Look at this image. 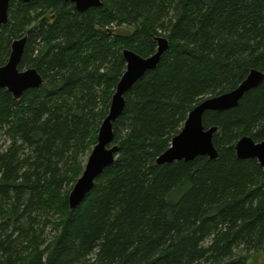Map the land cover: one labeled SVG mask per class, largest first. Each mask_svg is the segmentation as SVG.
Masks as SVG:
<instances>
[{"label":"trees","instance_id":"1","mask_svg":"<svg viewBox=\"0 0 264 264\" xmlns=\"http://www.w3.org/2000/svg\"><path fill=\"white\" fill-rule=\"evenodd\" d=\"M100 2L12 0L0 26V67L26 37L18 70L42 78L18 100L0 88V264H264V173L235 153L242 137L264 141V80L203 115L216 159L156 164L195 106L264 74V0ZM157 37L168 49L124 94L114 164L70 210L123 51L150 57Z\"/></svg>","mask_w":264,"mask_h":264},{"label":"water","instance_id":"2","mask_svg":"<svg viewBox=\"0 0 264 264\" xmlns=\"http://www.w3.org/2000/svg\"><path fill=\"white\" fill-rule=\"evenodd\" d=\"M11 1L0 0V26L5 25L8 21V8ZM17 1L27 4L32 0ZM55 1L71 3L79 13L101 6L100 0ZM26 41V37L15 40L11 45V52L6 65L0 67V88L6 89L16 100L20 99L25 91L37 88L42 84V78L35 70H18ZM155 41L157 43L156 53L147 58H142L128 50L123 51L126 69L111 98L108 114L99 128L96 145L87 158L81 177L76 181L68 195L70 210L76 209L82 203L93 189L95 179L106 168L114 164L118 147L113 142V124L123 112L124 94L146 72L156 69L160 57L168 49V41L165 38L157 37ZM263 80L264 74L262 72L252 70L233 91L200 102L189 113L182 130L172 139L170 147L157 158L156 164H172L177 161L190 162L198 156H206L210 160L216 159L218 154L212 139L217 128L205 129L202 123L203 115L208 111H224L237 107L244 94L258 87ZM235 153L240 160H256L264 173V141L256 143L249 137H242L235 145Z\"/></svg>","mask_w":264,"mask_h":264},{"label":"rangeland","instance_id":"3","mask_svg":"<svg viewBox=\"0 0 264 264\" xmlns=\"http://www.w3.org/2000/svg\"><path fill=\"white\" fill-rule=\"evenodd\" d=\"M130 32V30H127ZM125 29H117L116 32L118 33H126L127 32ZM47 234L50 233V230L46 231ZM263 261V255L261 253L254 254L248 261V264H262Z\"/></svg>","mask_w":264,"mask_h":264},{"label":"bare ground","instance_id":"4","mask_svg":"<svg viewBox=\"0 0 264 264\" xmlns=\"http://www.w3.org/2000/svg\"><path fill=\"white\" fill-rule=\"evenodd\" d=\"M126 64V63H125ZM75 185V184H74Z\"/></svg>","mask_w":264,"mask_h":264}]
</instances>
